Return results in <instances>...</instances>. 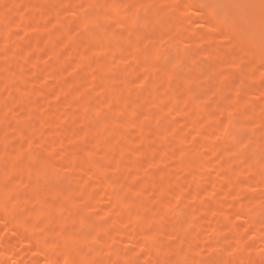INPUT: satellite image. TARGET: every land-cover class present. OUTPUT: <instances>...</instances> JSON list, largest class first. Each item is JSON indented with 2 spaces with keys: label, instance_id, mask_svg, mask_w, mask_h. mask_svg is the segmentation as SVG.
<instances>
[{
  "label": "rangeland",
  "instance_id": "rangeland-1",
  "mask_svg": "<svg viewBox=\"0 0 264 264\" xmlns=\"http://www.w3.org/2000/svg\"><path fill=\"white\" fill-rule=\"evenodd\" d=\"M210 2L0 0V264H264L259 0Z\"/></svg>",
  "mask_w": 264,
  "mask_h": 264
},
{
  "label": "snow or ice",
  "instance_id": "snow-or-ice-1",
  "mask_svg": "<svg viewBox=\"0 0 264 264\" xmlns=\"http://www.w3.org/2000/svg\"><path fill=\"white\" fill-rule=\"evenodd\" d=\"M210 11L219 17L228 20L230 27L244 35H249L255 31L256 20L249 11L238 10L229 18V11L232 9H241L242 6L236 0H211L207 5ZM255 8L256 5H252ZM259 27L262 38H264V0H259Z\"/></svg>",
  "mask_w": 264,
  "mask_h": 264
}]
</instances>
